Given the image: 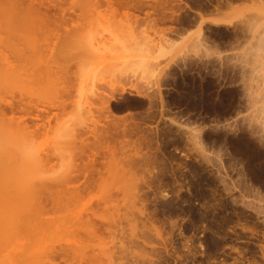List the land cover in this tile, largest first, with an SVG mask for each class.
Masks as SVG:
<instances>
[{"label": "rangeland", "instance_id": "obj_1", "mask_svg": "<svg viewBox=\"0 0 264 264\" xmlns=\"http://www.w3.org/2000/svg\"><path fill=\"white\" fill-rule=\"evenodd\" d=\"M104 1L64 0L42 55L0 72L51 118L19 152L0 140V264H264V0ZM88 159L90 189L64 180ZM37 186L65 206L41 212Z\"/></svg>", "mask_w": 264, "mask_h": 264}, {"label": "bare ground", "instance_id": "obj_2", "mask_svg": "<svg viewBox=\"0 0 264 264\" xmlns=\"http://www.w3.org/2000/svg\"><path fill=\"white\" fill-rule=\"evenodd\" d=\"M106 1V4L107 6L110 8H115V5L117 6H121L123 8H125L127 11H128V15L131 14V12L129 13V10L132 9V10H136L138 8H140V6H143L144 3L143 1L145 0H141L139 2H136V0H105ZM104 1V2H105ZM64 2V0H0V13H4V14H7L6 16H3L5 18H3L4 23L0 25V72L2 73H6V75H11L10 78L12 77H15V76H20L22 77V75H17L15 74L17 69L19 70V64H17L18 62H22L25 60L24 59H29L31 57H37L40 55H42L41 53L43 52V50L41 49V45L43 44L44 41H46L45 39V34L47 33L49 35V28H50V25L51 24H56L57 26H60L62 24L63 21H65L64 17L61 15L59 16V18L61 19H57V20H54V18L56 19V17L54 15H48L51 13V11H61L60 9V6L62 5V3ZM77 3V2H75ZM166 5V4H165ZM118 8V7H117ZM59 9V10H58ZM113 9V10H114ZM9 10V11H8ZM63 11V10H62ZM125 11V10H124ZM127 13V12H126ZM10 14V15H9ZM148 14V13H147ZM152 14V13H150ZM149 15V14H148ZM53 16V17H51ZM132 16V15H131ZM193 16V15H192ZM191 16V18H192ZM63 17V19L61 18ZM136 17V16H135ZM150 17V16H149ZM53 18V19H52ZM199 18V17H197ZM196 17H193L192 19L187 18L189 20V22H196L195 20L197 19ZM150 20V19H149ZM157 20V19H156ZM153 21L154 23H156L155 19L154 20H151ZM187 22V21H186ZM188 22V23H189ZM154 23H152L153 25H155ZM192 25V24H191ZM195 25V24H193ZM169 31V30H168ZM173 31V30H172ZM46 32V33H45ZM170 32V31H169ZM51 35V34H50ZM54 36V34H53ZM47 37V36H46ZM257 37V36H256ZM260 38V37H259ZM258 38V40H259ZM262 39V38H261ZM48 40V39H47ZM257 42V41H256ZM260 42V41H259ZM263 42V41H262ZM46 42H44L45 44ZM264 43V42H263ZM10 45L12 46L11 48H8L6 49V45ZM260 44V43H259ZM264 45V44H263ZM258 46V45H257ZM262 46V44H261ZM260 46V48L262 49V47ZM255 47V46H254ZM259 48V47H258ZM259 48V49H260ZM252 49V48H251ZM264 51V48L263 50ZM53 52V51H52ZM251 52V51H250ZM254 52V51H253ZM262 53V52H261ZM44 54V53H43ZM259 54H260V50H259ZM45 55V54H44ZM246 54H244L243 56H245ZM248 55V54H247ZM253 55V54H252ZM255 55V54H254ZM253 55V56H254ZM48 56V55H47ZM252 56V57H253ZM257 56V55H256ZM264 56V55H263ZM228 57V56H227ZM251 57V58H252ZM51 58V57H50ZM192 58V57H191ZM223 58V57H222ZM234 58V57H233ZM260 58V57H259ZM258 58V59H259ZM264 58V57H263ZM33 59V58H32ZM36 59V58H35ZM39 59V58H38ZM243 59V58H242ZM245 59V58H244ZM254 59V58H253ZM256 59V58H255ZM40 60V59H39ZM49 60V58H48ZM52 60V59H51ZM250 60V59H249ZM260 60V59H259ZM258 60V62H259ZM263 60V59H261ZM28 61V64H29V60ZM38 61V60H37ZM36 61V62H37ZM44 61V60H43ZM47 61V60H45ZM192 61V60H191ZM218 61V60H217ZM229 61V60H228ZM227 61V62H228ZM233 61V60H232ZM240 61V60H239ZM257 61V59H256ZM255 61V62H256ZM34 62V60L32 61ZM39 62V61H38ZM187 62V61H185ZM230 62V61H229ZM245 62V61H244ZM250 62V61H249ZM261 62V61H260ZM35 63V62H34ZM190 63V62H189ZM197 63V62H196ZM254 63V62H253ZM32 64V63H30ZM185 64V63H184ZM183 64V65H184ZM241 64L243 65V62H241ZM250 64V63H249ZM248 64V65H249ZM182 65V64H181ZM191 65V64H190ZM253 65V64H252ZM196 66V65H195ZM229 66V65H228ZM239 66V65H238ZM23 68L25 67V65L22 66ZM186 67V66H185ZM260 67V65H259ZM262 68H264V66L261 65ZM182 68V67H181ZM243 69V68H242ZM250 69V68H249ZM255 69V68H253ZM261 69V68H260ZM256 70V69H255ZM259 70V69H258ZM257 71V70H256ZM262 72V71H261ZM235 73V72H234ZM241 73V72H240ZM253 73V72H252ZM259 73V72H257ZM243 74V73H242ZM254 74V73H253ZM50 75V74H49ZM220 75V74H219ZM245 75V74H244ZM251 75V74H250ZM256 75V73H255ZM259 75V74H258ZM4 76V75H3ZM254 76V75H253ZM5 77V76H4ZM7 77V76H6ZM29 77V76H28ZM32 77V75H31ZM34 77V75H33ZM38 77V76H36ZM44 77H47V76H44ZM251 77V76H250ZM261 77V76H260ZM39 78V77H38ZM37 79V78H36ZM41 79V78H39ZM49 79V78H48ZM251 79V78H250ZM33 81V79H31ZM10 81L12 80H9L8 82L6 83H0L1 86H0V140L1 141H5L6 143L9 142V144L11 145H7L6 143H4L5 145H3V143H0V149L2 150L4 147V151L6 150L7 151V148L8 150L9 149H13L11 148L12 145L14 146H17V149L18 150L17 152H19V149H18V146H21L19 145L21 143V141L23 139H27L29 137H33V135L37 134L38 131H40L41 128H44L45 130L47 128H49V122H50V117H48L47 115H45L46 113H48L50 111V108L49 109H39V107L37 105H33V102L31 101L32 99V95L29 96L28 93H23L24 91L27 92V90H20V95L21 96L19 98V100H16L14 98H12V100H7L5 99V97H3L2 93H5L7 92L8 88H11L12 85H9L8 83H11ZM29 81V80H28ZM258 81V80H257ZM2 82V81H1ZM244 82V81H243ZM35 83V82H33ZM39 83V81H38ZM252 83V82H250ZM254 83V82H253ZM252 83V85H253ZM263 83V82H262ZM258 84V83H257ZM257 84H255L257 86ZM264 84V83H263ZM251 85V86H252ZM262 85V84H261ZM8 87V88H7ZM38 87H41L40 85H38ZM263 87V85L261 86ZM46 88V87H45ZM245 88V87H244ZM264 88V87H263ZM38 89V88H37ZM41 89V88H40ZM39 89V90H40ZM248 90H249V87H248ZM263 90V89H262ZM9 91V90H8ZM37 91V90H36ZM42 91H44L42 89ZM250 91V90H249ZM253 91V90H252ZM256 91V90H255ZM12 92V91H11ZM30 92V91H29ZM39 92V91H38ZM37 92V93H38ZM259 92V91H258ZM32 93V92H30ZM63 93V92H62ZM61 93V94H62ZM248 93V92H247ZM257 93V92H256ZM2 94V95H1ZM17 94V93H16ZM42 94V93H41ZM53 94V93H52ZM245 94V93H244ZM255 94V93H254ZM258 94V93H257ZM260 94V93H259ZM36 95V94H35ZM51 95V94H50ZM58 95V94H57ZM64 95V94H63ZM34 96V95H33ZM46 96V95H45ZM55 96V94H54ZM252 96V95H251ZM31 97V98H29ZM37 97V96H36ZM58 97V96H57ZM249 97V96H248ZM31 99V100H30ZM40 99V98H39ZM250 99V97H249ZM25 100H28V101H25ZM30 100V101H29ZM34 100V99H33ZM264 101V99H262ZM247 101V100H246ZM251 101V100H250ZM258 101V100H257ZM60 103L57 104V108L58 109H62V110H65L67 108V105H66V102L63 100V101H58ZM256 102V101H255ZM254 102V103H255ZM259 102V101H258ZM105 104V103H104ZM245 104V103H244ZM248 104V103H247ZM256 104V103H255ZM260 104V103H259ZM261 104H264L263 102H261ZM254 106V105H253ZM260 106V105H259ZM258 107V106H256ZM262 107V106H261ZM52 108V107H51ZM56 108V106H55ZM54 109V108H53ZM250 109V107H249ZM258 109V108H257ZM262 109V108H261ZM247 111V110H246ZM259 111V110H258ZM263 111V110H262ZM264 112V111H263ZM262 112V114H263ZM253 113V112H252ZM255 114V112H254ZM253 116V114H251ZM261 115V114H260ZM248 116V115H247ZM262 116V115H261ZM249 119V118H248ZM261 119V118H260ZM259 119V120H260ZM253 119L251 118L250 121H252ZM35 121H42L41 124L39 123H35ZM244 121V120H243ZM249 121V120H248ZM247 121V122H248ZM256 121V120H255ZM261 121V120H260ZM254 122V121H253ZM257 122V121H256ZM264 122V121H263ZM47 123V124H46ZM243 123V122H242ZM262 124V122H260ZM251 124V123H250ZM258 124V123H257ZM46 125L48 127H46ZM259 125V124H258ZM93 126V125H92ZM256 126V125H254ZM254 126L252 127L254 129H258L257 127L254 128ZM261 126V129L263 131V126L262 125H259ZM46 127V128H45ZM263 127V128H262ZM249 128V127H248ZM85 129V128H84ZM260 129V127H259ZM258 129V130H259ZM245 130V129H244ZM258 130H255L256 132ZM85 131L87 133H93L95 134V129H92L91 127H87L85 129ZM97 131V130H96ZM261 131V130H260ZM41 132V131H40ZM39 132V133H40ZM246 132V131H245ZM98 133V132H97ZM250 133V132H249ZM259 133V132H258ZM86 134V133H85ZM99 134V133H98ZM257 134V133H256ZM254 134L253 132V135H256ZM264 134V133H263ZM29 135V136H28ZM31 135V136H30ZM75 135V134H74ZM258 135V134H257ZM96 136V135H95ZM256 137V136H255ZM258 137V136H257ZM260 139L262 140L264 138V136L261 134L260 136ZM2 138V139H1ZM4 138V139H3ZM78 138V137H77ZM81 138V137H80ZM242 138V137H241ZM247 138V137H246ZM249 138V137H248ZM7 139H10V140H6ZM25 139V140H26ZM258 139V138H257ZM240 140V138H239ZM246 140V139H245ZM244 140V141H245ZM261 140H258L261 141ZM264 140V139H263ZM263 140L261 141L263 143ZM70 141V140H69ZM74 141V140H73ZM77 141V139L75 140ZM75 141L72 144L75 143ZM79 141V140H78ZM81 141V146L83 149V152L85 153L86 150H91L93 151V148L94 146L91 145L90 142H87L86 140H80ZM243 141V142H244ZM237 142V141H236ZM240 142H242V139L240 140ZM239 142V143H240ZM260 142V143H261ZM27 143V142H25ZM250 143V142H249ZM23 144V142L21 143ZM96 144V143H95ZM241 144V143H240ZM248 144V143H246ZM3 145V146H1ZM25 145V144H24ZM94 145V144H93ZM252 145V144H250ZM256 145V144H255ZM7 146V148H6ZM23 146V145H22ZM237 146V145H236ZM239 146V145H238ZM249 146V145H248ZM258 146V144H257ZM33 147V145H32ZM99 147V146H98ZM245 147V146H244ZM247 147V146H246ZM250 147V146H249ZM241 148V147H239ZM251 148V147H250ZM27 149V148H26ZM29 149V148H28ZM80 150V148H78ZM97 149V148H96ZM253 149V148H252ZM77 150V149H76ZM78 150V151H79ZM85 150V151H84ZM95 150V149H94ZM240 150V149H239ZM244 150V148H243ZM251 150V149H249ZM12 151V150H11ZM25 151V149H24ZM77 151V152H78ZM90 151V152H91ZM246 151V150H245ZM254 151V150H253ZM13 152V151H12ZM29 152V151H28ZM43 152V151H42ZM76 152V153H77ZM95 152V151H93ZM92 152V153H93ZM242 152V151H241ZM248 152V150L246 151ZM256 152V151H254ZM21 153V152H20ZM40 153V152H39ZM74 153V152H73ZM81 153V152H80ZM97 153V152H95ZM249 153V152H248ZM247 153V154H248ZM78 154V153H77ZM82 154V153H81ZM28 155V154H27ZM35 155V154H34ZM250 155V154H249ZM255 154H253L254 156ZM78 156V155H77ZM76 156V157H77ZM96 156V155H95ZM74 157V156H73ZM29 158V157H28ZM34 158V157H33ZM95 158V157H94ZM77 159V158H76ZM42 160V159H41ZM72 160V159H71ZM89 160V159H88ZM87 160L86 164L83 163H78V164H72L73 166V169L71 170V172L69 173L70 176L68 175L67 177L65 176L64 180H66V178L69 180L68 177H70V179H78L79 176H82V175H85V177H87V180H88V183H86V185L84 186V190H88L90 189V185L93 184L94 182V178H93V175H94V171H96L95 167L97 165V160L96 159H90L89 161ZM38 163V162H36ZM41 163V162H40ZM252 169V168H251ZM253 170H256V169H253ZM252 171V170H251ZM252 173V172H251ZM253 173L255 174L256 172L253 171ZM260 174V173H259ZM91 175V177L89 176ZM89 176V178H88ZM253 176V175H252ZM258 176V174H257ZM256 176V178H257ZM259 177V176H258ZM264 184V183H263ZM44 189V186H37L35 188L36 192H35V198H38V207H39V210L41 212H51V211H55V210H59V207H63L65 206V204H58V203H55L57 201H53V197H51L50 195V199H49V203L50 205H52L51 207L48 206V203L46 202V204H44L45 200L42 198V197H39L38 193H41V191ZM83 189V188H82ZM79 193V190L77 188L76 190V194ZM48 199V198H47ZM46 199V200H47ZM43 201V202H42ZM63 205V206H61ZM87 210L89 211V209L87 208ZM84 213V212H83ZM94 214V213H93ZM82 216V215H81ZM80 216V217H81ZM92 216V215H91ZM102 216V215H101ZM100 216V217H101ZM83 218V217H82ZM102 218V217H101ZM87 220V219H86ZM95 219H88V221H86V224L85 225V228H86V231L90 234H93L92 236H96L97 234H94V233H98V231L100 230V225L97 224V220L94 221ZM108 220V219H107ZM102 222H106V226L109 224L106 220L104 219H101ZM112 221V220H111ZM82 222V221H81ZM101 222V223H102ZM114 222V221H113ZM85 223V221H84ZM103 224V223H102ZM111 224V222H110ZM109 224V225H110ZM108 225V226H109ZM84 228V227H83ZM85 231V230H84ZM85 231V232H86ZM89 234H88V237H89ZM90 234V235H91ZM79 239V238H78ZM81 241V240H80ZM78 242V241H76ZM83 241H81L82 243ZM78 244V243H76ZM80 244V242H79ZM84 244V242H83ZM87 243L84 244V246L86 245ZM77 246V245H76ZM87 247V245H86ZM85 248V247H84ZM83 248V245L81 246H78V249H76V251H80V254H81V251L84 250V253H85V249L87 250V248L84 249ZM74 250V249H73ZM75 251V250H74ZM83 252V251H82ZM87 252V251H86ZM66 253H68L66 251ZM76 253V252H75ZM62 252L60 253L59 256H61ZM79 254V256H80ZM83 254V253H82ZM81 254V255H82ZM64 255V253H63ZM65 255H68V254H65ZM76 255V254H75ZM86 257V260H89L90 257L88 255H85L83 254V260H85V257ZM88 256V257H87ZM67 257V256H66ZM80 258V257H79ZM89 258V259H87ZM81 261L79 262L78 260V263L80 264H83V262L85 261ZM87 263H89L88 261H86ZM86 263V264H87ZM56 264V263H55ZM85 264V263H84ZM91 264V263H90Z\"/></svg>", "mask_w": 264, "mask_h": 264}]
</instances>
